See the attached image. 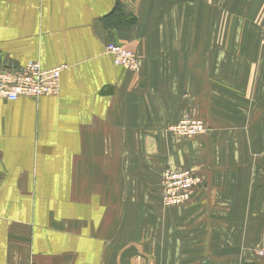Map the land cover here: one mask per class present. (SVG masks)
<instances>
[{"label":"crops","instance_id":"1","mask_svg":"<svg viewBox=\"0 0 264 264\" xmlns=\"http://www.w3.org/2000/svg\"><path fill=\"white\" fill-rule=\"evenodd\" d=\"M200 1L0 0V65L63 67L58 96L0 100V264H264L249 253L264 245V0H225L221 30ZM191 114L214 124L204 181L188 208L156 210L155 170L127 178L113 159L159 152Z\"/></svg>","mask_w":264,"mask_h":264},{"label":"rangeland","instance_id":"2","mask_svg":"<svg viewBox=\"0 0 264 264\" xmlns=\"http://www.w3.org/2000/svg\"><path fill=\"white\" fill-rule=\"evenodd\" d=\"M205 1L206 0H201L200 2H205ZM246 1L247 2L250 1L252 3L255 2L253 0H246ZM224 2L226 1L214 0L213 2V4L215 5L214 9L216 8V11L214 10L216 13L214 18L216 19L217 22L219 21L218 22L219 24H221V27H219L220 30L222 26L226 23V21L231 19L232 17L230 12L225 11L222 5V3ZM117 7H118V11L114 18L115 22H118L126 26L130 22L134 21V19L130 17V15L128 14L126 15V12L120 9L122 8L121 5H117ZM260 17L262 18V20L261 19L259 20ZM257 18H258V22H261L263 24V20H264L263 10H261L258 13ZM262 24H261V29H262ZM108 44H115L124 48L123 45L119 43H107L105 46H107ZM217 45L219 46L223 44L217 43ZM124 49L131 51V53L136 55L135 52H133L132 50H129L127 48ZM139 66H141V63H139ZM184 93H185L184 94L185 99L187 101L192 102V100L190 99L189 92H184ZM183 122L188 123L189 126H191V128L182 127ZM213 133H214V124H210L208 122L207 116L194 117L192 116V114L184 115L177 122L170 124L167 127L165 144L161 145V140L156 141L154 139L155 140L154 145L157 146L159 152H156L155 149V151L150 150V152L146 154H135L128 156L120 155V156H116L113 159V161L128 168L127 171L121 172L122 174L127 175V178L131 177L134 179V177L136 178L139 177L141 174V169L155 170L154 172L157 173L159 180L156 189L158 190V194L160 196V206H157L155 208L156 210L160 211L163 209L177 208V207L188 208L189 206H191L190 191L192 189H195L196 187H200L204 181L203 176L200 175L202 171L200 172V170L194 164L196 162L199 164L200 162L204 164L207 161V158L209 157V149L210 147L212 148L214 145ZM21 141L22 140H14V139L10 141L11 143H13L11 145V148L14 149L15 155L13 156L12 154H10L9 160L11 161L17 160V153L18 151L22 150L21 148L22 145H19ZM154 145L153 147H155ZM0 157H2V155H0ZM168 172H172L173 174H186V178L190 180L191 186L187 190L186 193L187 197L185 200L183 201L178 200L173 204L164 206L162 203L163 202L162 198L166 193L164 182H165V176ZM131 173L133 174L130 176ZM10 189L11 187L9 188L5 187L3 191L8 193ZM167 190L172 192L173 188H168ZM9 226L14 228L15 224L13 220L12 222H9ZM19 234L20 233L18 229V230H14L11 235H19ZM261 251L264 252V245H261L260 247L252 248L249 253L259 261L264 262V255H261Z\"/></svg>","mask_w":264,"mask_h":264},{"label":"built area","instance_id":"3","mask_svg":"<svg viewBox=\"0 0 264 264\" xmlns=\"http://www.w3.org/2000/svg\"><path fill=\"white\" fill-rule=\"evenodd\" d=\"M260 43L264 47V20L260 33ZM104 50L111 57L114 66L131 72L139 71L140 61L131 51L115 44H108ZM62 70L63 67L42 68L38 61H29L18 67L0 65V100L13 103L20 99L37 100L43 97L58 96ZM182 127L191 128L186 122L182 123ZM164 185L166 193L162 198V203L166 206L178 200H185L191 182L186 178V174L168 172L165 176ZM168 188H173V191L170 192L167 190ZM261 255H264L263 251H261ZM28 264L37 263L29 261Z\"/></svg>","mask_w":264,"mask_h":264},{"label":"trees","instance_id":"4","mask_svg":"<svg viewBox=\"0 0 264 264\" xmlns=\"http://www.w3.org/2000/svg\"><path fill=\"white\" fill-rule=\"evenodd\" d=\"M128 25V24H127Z\"/></svg>","mask_w":264,"mask_h":264}]
</instances>
